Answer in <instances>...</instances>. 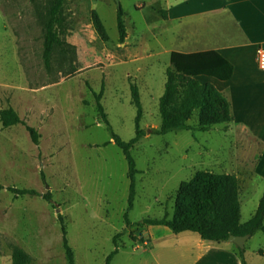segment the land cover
Returning a JSON list of instances; mask_svg holds the SVG:
<instances>
[{"label": "rangeland", "instance_id": "374dc122", "mask_svg": "<svg viewBox=\"0 0 264 264\" xmlns=\"http://www.w3.org/2000/svg\"><path fill=\"white\" fill-rule=\"evenodd\" d=\"M164 1L65 0L58 31L74 49H55L46 67L44 23L54 0H0V110L13 108L40 136L36 145L23 124L0 123V264H11L13 243L30 254V264H68L58 214L75 264H106L116 249L110 264H217L216 254L206 250L217 242L203 240L205 249H198L201 239L194 232L140 224L171 220L179 184L199 170L221 173L214 158L235 147L234 137L223 133L225 125L152 134L160 126L159 99L171 58L145 27L159 22L157 9ZM118 7L129 32L124 52L118 47ZM92 11L108 41L96 36ZM131 85L138 87L145 136L130 149L138 173L129 210L128 163L111 138L97 96L113 133L130 142L137 118ZM196 121L197 111L188 123ZM9 186L50 192L51 201L16 195ZM263 187L262 180L242 186L241 221L252 216ZM258 249L264 251L261 232L245 244L246 263L263 260Z\"/></svg>", "mask_w": 264, "mask_h": 264}, {"label": "trees", "instance_id": "16d2710c", "mask_svg": "<svg viewBox=\"0 0 264 264\" xmlns=\"http://www.w3.org/2000/svg\"><path fill=\"white\" fill-rule=\"evenodd\" d=\"M65 0H54L50 4L48 17L44 23L43 60L46 67L49 66L51 55L55 49H66L73 46L66 44L61 37L58 27L63 20L62 9ZM91 26L96 36L102 41H108L106 29L95 11L91 12ZM117 28L119 43L126 38V28L123 12L120 7L117 10ZM208 58L195 54L184 56L183 59L173 57V62L165 70L164 92L159 99L160 126L152 129V134L164 135L171 131L191 130L193 132H206L216 125H225L232 122L230 103L228 99L212 84L201 83L193 78L185 66L186 63H196ZM73 61V68L76 67ZM133 103L137 108L136 136L130 142L123 141L113 133L109 127L106 116L100 105L101 95L97 96L98 106L102 117L110 130L111 138L116 146L123 152L127 163L129 179L128 209L133 206L135 198V178L138 173L135 161L130 149L135 142L145 136L139 127L141 118V104L138 87L131 85ZM197 111V121L189 124ZM0 123L3 128L16 124H23L28 131L33 144H38L39 134L37 130L22 121L13 108L0 110ZM2 189V186H0ZM8 191L16 195L42 196L51 201V193L40 195L34 189H16L7 187ZM240 183L234 174L215 173L209 170H199L194 176L179 184L173 205L171 220L166 216L160 219H146L140 224L162 225L173 233L184 231L196 233L202 240L223 242L230 236L254 235L257 232L264 233V192L259 200L254 214L245 222L241 221V203L239 200ZM62 224V243L68 264H75L74 253L66 239V229L63 217L58 214ZM117 249L106 258V264L116 254ZM32 257L24 249L16 244L11 245V264H30ZM241 264H245L242 261Z\"/></svg>", "mask_w": 264, "mask_h": 264}, {"label": "crops", "instance_id": "0c3cea01", "mask_svg": "<svg viewBox=\"0 0 264 264\" xmlns=\"http://www.w3.org/2000/svg\"><path fill=\"white\" fill-rule=\"evenodd\" d=\"M157 15L159 22L145 29L169 54V64L174 56L207 57L186 63L188 73L201 83H212L230 103L232 122L222 130L234 137V152L219 151L214 166L237 177L240 198L246 182H264V70L257 62V51L264 50V0H165ZM128 33L118 46L123 52L128 49ZM263 192L264 187L260 198ZM248 239L243 248L226 240L206 250L216 254L217 264H241ZM202 241H197L198 249H205ZM258 253L263 257L259 264H264L263 249Z\"/></svg>", "mask_w": 264, "mask_h": 264}, {"label": "water", "instance_id": "95a60500", "mask_svg": "<svg viewBox=\"0 0 264 264\" xmlns=\"http://www.w3.org/2000/svg\"><path fill=\"white\" fill-rule=\"evenodd\" d=\"M250 237V235H243V236H230L227 241L231 243H235L240 248H243L244 242Z\"/></svg>", "mask_w": 264, "mask_h": 264}, {"label": "built area", "instance_id": "2783aa9c", "mask_svg": "<svg viewBox=\"0 0 264 264\" xmlns=\"http://www.w3.org/2000/svg\"><path fill=\"white\" fill-rule=\"evenodd\" d=\"M257 62L259 67L264 70V50L262 49L257 51Z\"/></svg>", "mask_w": 264, "mask_h": 264}]
</instances>
